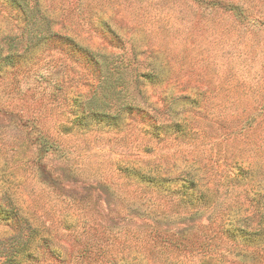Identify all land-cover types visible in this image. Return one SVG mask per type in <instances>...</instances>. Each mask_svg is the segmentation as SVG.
Instances as JSON below:
<instances>
[{
    "label": "rangeland",
    "instance_id": "374dc122",
    "mask_svg": "<svg viewBox=\"0 0 264 264\" xmlns=\"http://www.w3.org/2000/svg\"><path fill=\"white\" fill-rule=\"evenodd\" d=\"M199 1L0 0V264H264V0Z\"/></svg>",
    "mask_w": 264,
    "mask_h": 264
},
{
    "label": "trees",
    "instance_id": "16d2710c",
    "mask_svg": "<svg viewBox=\"0 0 264 264\" xmlns=\"http://www.w3.org/2000/svg\"><path fill=\"white\" fill-rule=\"evenodd\" d=\"M15 1H17V0H15ZM198 3H199L198 5L203 6L204 9H210V8L214 9V8H216V9L221 10V9H225V7H226V9L229 8L227 10H230V11H232V9H233L232 5L226 4V3L222 2L221 0H217V1H215V0H210V1L201 0ZM236 8L237 7H235L234 10ZM236 10H238V9H236ZM115 72L116 73H111V74L108 73L109 75H106L105 77H110V76H115L116 75V82L118 84L126 83V79H127V76H128V74L126 75V71L119 70V71H115ZM133 75L134 76H133L131 82H133L134 84L141 83L140 82L141 80L142 81L143 80H153V76H152L153 73L152 72H150V73H148V72H143V73L139 72V73H135ZM154 78H156V76ZM261 99H262V101L257 105V107L259 109H264V94L262 95ZM127 108L135 109V110H138V111L142 110L140 107L132 106V105H128ZM262 113H264V111L263 112H259L256 116L259 118V116H261ZM263 117H264V114L262 115V117H260V118H262V120L258 121V123H261V121L263 123V121H264ZM254 119H256V117H251V120H254ZM255 210H256V212L260 213L261 215L264 214V204L259 202V206H257V208Z\"/></svg>",
    "mask_w": 264,
    "mask_h": 264
}]
</instances>
